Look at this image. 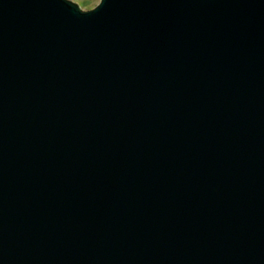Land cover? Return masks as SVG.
<instances>
[{
  "label": "water",
  "instance_id": "1",
  "mask_svg": "<svg viewBox=\"0 0 264 264\" xmlns=\"http://www.w3.org/2000/svg\"><path fill=\"white\" fill-rule=\"evenodd\" d=\"M0 264H264V0H0Z\"/></svg>",
  "mask_w": 264,
  "mask_h": 264
},
{
  "label": "rangeland",
  "instance_id": "2",
  "mask_svg": "<svg viewBox=\"0 0 264 264\" xmlns=\"http://www.w3.org/2000/svg\"><path fill=\"white\" fill-rule=\"evenodd\" d=\"M101 0H81V6L95 8Z\"/></svg>",
  "mask_w": 264,
  "mask_h": 264
}]
</instances>
